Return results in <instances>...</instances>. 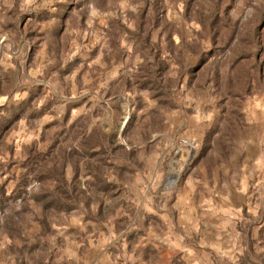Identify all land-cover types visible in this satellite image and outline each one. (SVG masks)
<instances>
[{
	"label": "rangeland",
	"instance_id": "374dc122",
	"mask_svg": "<svg viewBox=\"0 0 264 264\" xmlns=\"http://www.w3.org/2000/svg\"><path fill=\"white\" fill-rule=\"evenodd\" d=\"M148 178L237 180L264 264V0H0V264L124 261Z\"/></svg>",
	"mask_w": 264,
	"mask_h": 264
},
{
	"label": "crops",
	"instance_id": "0c3cea01",
	"mask_svg": "<svg viewBox=\"0 0 264 264\" xmlns=\"http://www.w3.org/2000/svg\"><path fill=\"white\" fill-rule=\"evenodd\" d=\"M180 139L183 138H177L170 145V153ZM189 141L194 143V150L196 142ZM166 151L164 148L161 156L167 154ZM192 151L183 154L189 157ZM170 160L173 165L172 155ZM159 183L155 178H148L145 193L131 196L138 201L133 215L139 218L137 228L134 227L142 234L140 241L137 239L129 245L124 261L118 258L116 264H169L176 258L184 264H213L212 260L216 262L218 258L224 262L230 245L241 248L240 241L237 245L231 242L240 237L235 222L244 200L237 180L219 183L216 190L215 183L205 186L187 178L181 194L174 192V196L150 193L157 190ZM174 183L175 179L165 177L162 190L165 185L170 188Z\"/></svg>",
	"mask_w": 264,
	"mask_h": 264
},
{
	"label": "built area",
	"instance_id": "2783aa9c",
	"mask_svg": "<svg viewBox=\"0 0 264 264\" xmlns=\"http://www.w3.org/2000/svg\"><path fill=\"white\" fill-rule=\"evenodd\" d=\"M193 147H194L193 142L188 141L186 139H180L177 141L176 145L174 146L172 150V155L177 162H180V160L182 159L180 155L185 152L192 151ZM164 187H166V185Z\"/></svg>",
	"mask_w": 264,
	"mask_h": 264
},
{
	"label": "trees",
	"instance_id": "16d2710c",
	"mask_svg": "<svg viewBox=\"0 0 264 264\" xmlns=\"http://www.w3.org/2000/svg\"><path fill=\"white\" fill-rule=\"evenodd\" d=\"M11 115L12 117H15L14 113H12ZM43 205L46 207H49L50 205H53L55 207L62 206L59 198L57 199V198H52V197H50L48 201L43 202Z\"/></svg>",
	"mask_w": 264,
	"mask_h": 264
},
{
	"label": "bare ground",
	"instance_id": "6f19581e",
	"mask_svg": "<svg viewBox=\"0 0 264 264\" xmlns=\"http://www.w3.org/2000/svg\"><path fill=\"white\" fill-rule=\"evenodd\" d=\"M182 155H183V154L180 155L181 158H182Z\"/></svg>",
	"mask_w": 264,
	"mask_h": 264
},
{
	"label": "water",
	"instance_id": "95a60500",
	"mask_svg": "<svg viewBox=\"0 0 264 264\" xmlns=\"http://www.w3.org/2000/svg\"><path fill=\"white\" fill-rule=\"evenodd\" d=\"M191 153V152H190Z\"/></svg>",
	"mask_w": 264,
	"mask_h": 264
}]
</instances>
